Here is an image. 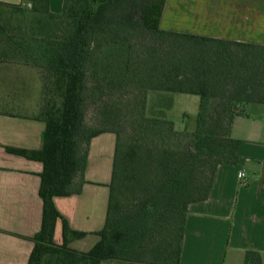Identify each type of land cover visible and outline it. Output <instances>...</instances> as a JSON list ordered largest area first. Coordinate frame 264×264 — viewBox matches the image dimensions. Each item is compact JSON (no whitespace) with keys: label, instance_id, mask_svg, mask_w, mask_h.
<instances>
[{"label":"trees","instance_id":"obj_1","mask_svg":"<svg viewBox=\"0 0 264 264\" xmlns=\"http://www.w3.org/2000/svg\"><path fill=\"white\" fill-rule=\"evenodd\" d=\"M126 1L130 0H64L60 13L51 10L50 0H23L18 4L0 1V9H24L25 2H30L31 11L41 15V23L44 18L60 19L56 29L39 32L46 47L44 65L39 64L43 70V101L38 117L46 123L42 146L7 147L43 163L39 189L43 222L33 236L35 245L28 264H102L106 259L180 264L190 203L209 196L218 165L239 162L241 141L231 136L235 115L246 103L264 101L257 79L264 69V57L254 55L258 50L264 52V46L164 30L160 20L166 0H132L131 6L124 7ZM118 4L134 10L118 18L126 29L152 35L146 44H130L126 74L121 80L137 85L142 108L150 90L199 95L195 131H177L174 121L166 117L151 118L144 111L137 114L134 110L126 117L131 122L129 128H121V124L117 128H86V90L100 85L98 72L91 65L99 49L91 38L117 21L111 11ZM217 43L226 45L229 54L211 51ZM112 45L119 50L124 47ZM207 46L210 49L205 50ZM238 62L251 63L253 72L231 76L240 73V67L233 68ZM134 64L136 69L131 72ZM221 87L224 90L218 95L214 90ZM137 101L133 98L131 103ZM225 127L221 135L220 129ZM106 131L117 135L106 223L98 232L101 239L91 250L81 252L72 249L69 241L86 232L71 228L54 197L81 192L90 142ZM154 169L162 172L158 180L147 173ZM124 187L140 193L123 203L120 195ZM59 218L63 221L62 244L54 240ZM151 253L152 258H148ZM245 264H262L260 253L249 250Z\"/></svg>","mask_w":264,"mask_h":264},{"label":"crops","instance_id":"obj_2","mask_svg":"<svg viewBox=\"0 0 264 264\" xmlns=\"http://www.w3.org/2000/svg\"><path fill=\"white\" fill-rule=\"evenodd\" d=\"M63 4L64 0H50L54 13H60ZM160 27L264 46V0H166ZM27 79L37 88L31 105ZM42 85L35 69L0 63V264H28L35 245L33 236L42 227L39 189L43 163L7 149L42 146L46 123L36 112ZM174 93L183 92L163 94L170 100L166 118ZM231 136L241 141L239 162L218 165L209 196L190 203L180 264H245L249 250L258 251L264 264V101L241 106ZM116 142L113 131L93 137L81 192L54 197L71 228L86 232L70 239L74 250L87 252L101 239L98 232L106 223ZM54 240L57 244L64 241L61 218L55 225ZM102 264L155 263L106 259Z\"/></svg>","mask_w":264,"mask_h":264},{"label":"rangeland","instance_id":"obj_3","mask_svg":"<svg viewBox=\"0 0 264 264\" xmlns=\"http://www.w3.org/2000/svg\"><path fill=\"white\" fill-rule=\"evenodd\" d=\"M132 0L126 1L125 6H131ZM24 9H0V63H14L20 65H26L35 69L37 75L42 76V67L39 64L44 65V54L46 47L41 43L42 37L39 32L46 33L51 32L52 29H56L60 19L48 20L44 18L42 23L39 22V13L31 11V3L25 2ZM121 4L115 6L112 9L116 15L117 21H112L108 25H105L103 29H99L92 35L91 42L95 47H98V51L91 62L92 69L98 72V78L100 79V85L96 88L89 86L86 90L87 100L84 105V123L86 128H117L121 124V128H129L131 122L126 118L127 115L134 110L137 114L141 111L145 112L147 117L160 118L165 116V109L170 103V100L163 97V91H148L145 98V107L142 108V102L140 99L141 91L137 88V85L131 82L126 83L121 80L124 77L125 62H126V50L130 44L135 45L138 41L150 42L152 39L151 33L143 30L129 31L121 24L118 19L126 12H134L133 9H126ZM137 17V15H135ZM121 44L123 49L119 50L112 44ZM115 47V49H114ZM209 46L205 47V50L210 49ZM140 45L137 49H140ZM207 48V49H206ZM211 51L221 52L228 55L226 45L223 43H217L210 49ZM246 51L243 48L242 52ZM245 54V53H244ZM254 55L260 59L264 57V52L260 50L255 51ZM109 56V57H108ZM216 56V55H215ZM44 60V61H43ZM43 61V62H42ZM250 62V61H249ZM249 62L235 63L234 69L240 67V73H232L231 76L240 74V76L253 72L252 64ZM136 69V65H132L131 72ZM141 70V69H138ZM261 74L257 77L260 80L259 91L264 94V69H260ZM30 81L31 87L29 89V105L35 100L37 88ZM126 80V79H125ZM35 81V80H34ZM127 81V80H126ZM39 84V80H36V85ZM43 87V86H42ZM34 88V90H33ZM224 90V87L215 89L214 91L220 95ZM160 94V95H159ZM137 100L135 103H131L132 99ZM199 96L186 93H174V103L172 108L168 110V118L174 120L175 128L177 131L185 132L195 131L198 126V110H199ZM43 97L42 94L36 98V112L39 114L42 107ZM220 102V100L218 101ZM109 106V107H108ZM108 107V108H107ZM225 128L220 129V134L225 133ZM210 164L207 165L209 167ZM151 178L158 180L161 177L162 172L159 170H150ZM140 191V189H139ZM140 192H133L130 188L123 189L120 195L123 203L129 198L138 196ZM152 258V253L148 256ZM81 264H86L85 261H81Z\"/></svg>","mask_w":264,"mask_h":264},{"label":"built area","instance_id":"obj_4","mask_svg":"<svg viewBox=\"0 0 264 264\" xmlns=\"http://www.w3.org/2000/svg\"><path fill=\"white\" fill-rule=\"evenodd\" d=\"M242 175H244V173H242Z\"/></svg>","mask_w":264,"mask_h":264}]
</instances>
